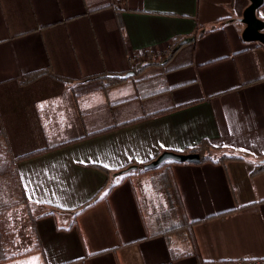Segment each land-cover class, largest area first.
Listing matches in <instances>:
<instances>
[{
    "label": "crops",
    "instance_id": "crops-1",
    "mask_svg": "<svg viewBox=\"0 0 264 264\" xmlns=\"http://www.w3.org/2000/svg\"><path fill=\"white\" fill-rule=\"evenodd\" d=\"M248 5L0 0V132L18 158L23 207L39 212L40 245L3 264L264 258V170L251 174L264 159V49L240 37ZM124 84H161L145 96L159 100L119 108ZM201 146L239 159L164 166L178 208L166 221V189L128 168ZM109 181L119 183L71 227ZM191 234L198 257L176 255L193 249Z\"/></svg>",
    "mask_w": 264,
    "mask_h": 264
},
{
    "label": "trees",
    "instance_id": "trees-1",
    "mask_svg": "<svg viewBox=\"0 0 264 264\" xmlns=\"http://www.w3.org/2000/svg\"><path fill=\"white\" fill-rule=\"evenodd\" d=\"M40 75H43V73H33L26 77L25 82H30L34 80L35 78L39 77ZM55 79H58L59 81H63L61 78H58L54 76ZM109 83L105 87H110L112 85H115L120 79H118L116 76H110ZM200 150H205L203 154L200 152ZM39 151L31 153L30 155L37 154ZM189 153H198L200 154L201 162H214V161H220V160H235L239 159V157L234 156L232 154L226 153L224 150L220 151L218 153L211 152L208 148L204 147H196L189 151ZM218 157V158H217ZM18 160V158H15L13 156L12 150L9 145L8 138L5 136L3 132H0V264L5 263L6 261H10L14 259L15 257H19L21 255H25L28 253H31L32 251H36L40 249L39 242L37 240L36 232L33 227V222L36 218L32 217L30 214V209L26 208L27 212V218H29V237H30V243L28 246L24 247L21 250H17L16 244L13 241L15 232L11 227V224L9 223V211L14 209L16 206L23 205L25 202L23 199L21 200V195L18 194L19 191V180L17 171L15 168V162ZM169 164H178L174 162H165L162 165H160L158 168H163L164 166H167ZM144 165V164H143ZM142 165V167H143ZM142 167H137L134 170H129L127 172H131V174H142L146 173L148 171H143ZM264 170V165L260 162L254 167L251 174H257ZM126 172V173H127ZM119 182H113L109 181V185L103 190V192L100 195L95 196L82 206L78 207L74 212V219L72 220L71 227L75 224L76 218L84 213L86 210L92 208L93 206L97 205L99 202L104 201L109 194V192L118 185ZM22 203V204H21ZM177 204V202H175ZM42 217V216H40ZM39 217V218H40ZM190 226L192 225L189 224ZM191 241V248H193L191 251L187 252H177L176 255L178 256H186V255H194L198 257L197 254V246L194 241V238L191 234L190 237Z\"/></svg>",
    "mask_w": 264,
    "mask_h": 264
},
{
    "label": "rangeland",
    "instance_id": "rangeland-1",
    "mask_svg": "<svg viewBox=\"0 0 264 264\" xmlns=\"http://www.w3.org/2000/svg\"><path fill=\"white\" fill-rule=\"evenodd\" d=\"M129 80H131V78ZM133 85L134 84H124V86H128V89H127L128 91L124 93L121 98L126 99V100L128 99V101L124 105H120L119 108H126L130 106L139 105L140 103H137L138 98L142 99L143 106L151 102H157L159 100V99H153L151 97H145V96L147 95L146 92L155 91L161 88L162 86L161 84H148L149 87H152V90L142 87V84L137 86V90H133L132 88H129V87H132ZM148 176H149L148 177L149 182L146 179H145V182L149 183L151 188H155L157 190L166 189L165 210L163 208L160 211L163 212L164 210L166 212V221H169L170 219H172L171 215L174 217V215L178 211V208L174 202H171V200H169L170 193L168 189L170 186H169L168 176L166 175L163 168H158L153 171H150ZM24 210H25V207H23V205L22 206L19 205V206H16L11 211H9L8 221L11 224V227L15 232L13 241L16 244L17 250H21L24 247L31 244L30 237H29V221H28L29 218L26 217L27 214L24 212ZM30 212H31L32 217L36 216L39 213L38 211H30Z\"/></svg>",
    "mask_w": 264,
    "mask_h": 264
},
{
    "label": "water",
    "instance_id": "water-1",
    "mask_svg": "<svg viewBox=\"0 0 264 264\" xmlns=\"http://www.w3.org/2000/svg\"><path fill=\"white\" fill-rule=\"evenodd\" d=\"M249 5L245 8L238 22L244 27L241 32V39L246 43H256L264 49V21L257 16V11L264 5V0H248ZM133 72H129L123 76H117L118 79H127L131 77ZM165 162H174L178 164H198L201 162L198 153H175L163 152L153 160L145 163L142 167L143 171H151L157 169ZM264 165V159L261 160ZM136 169V166H131L129 170Z\"/></svg>",
    "mask_w": 264,
    "mask_h": 264
},
{
    "label": "built area",
    "instance_id": "built-area-1",
    "mask_svg": "<svg viewBox=\"0 0 264 264\" xmlns=\"http://www.w3.org/2000/svg\"><path fill=\"white\" fill-rule=\"evenodd\" d=\"M121 1V0H116ZM143 54L134 56L131 58L133 64L138 60H142ZM203 264H264V258H241V259H230V260H219V261H208Z\"/></svg>",
    "mask_w": 264,
    "mask_h": 264
},
{
    "label": "snow or ice",
    "instance_id": "snow-or-ice-1",
    "mask_svg": "<svg viewBox=\"0 0 264 264\" xmlns=\"http://www.w3.org/2000/svg\"><path fill=\"white\" fill-rule=\"evenodd\" d=\"M110 165H105V167H109ZM25 188H27V185H25ZM39 203V201H38ZM28 264H39V260L38 258L32 259L30 261H28Z\"/></svg>",
    "mask_w": 264,
    "mask_h": 264
}]
</instances>
